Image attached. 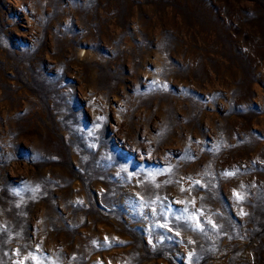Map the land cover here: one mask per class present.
I'll use <instances>...</instances> for the list:
<instances>
[{
	"label": "rangeland",
	"instance_id": "374dc122",
	"mask_svg": "<svg viewBox=\"0 0 264 264\" xmlns=\"http://www.w3.org/2000/svg\"><path fill=\"white\" fill-rule=\"evenodd\" d=\"M0 264H264V0H0Z\"/></svg>",
	"mask_w": 264,
	"mask_h": 264
}]
</instances>
